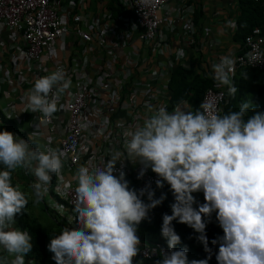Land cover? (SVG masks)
<instances>
[{"label": "built area", "instance_id": "1", "mask_svg": "<svg viewBox=\"0 0 264 264\" xmlns=\"http://www.w3.org/2000/svg\"><path fill=\"white\" fill-rule=\"evenodd\" d=\"M170 1L145 5L142 0H116L112 11L109 6L90 10L85 0H76L75 6L62 0H0V30L7 32L0 42V131L24 139L32 149L52 147L64 153L61 173L52 174L41 201L55 223L77 226V170L85 166L93 171L115 151L125 152L126 131L142 126L152 114L149 109L172 112L179 105L191 111L189 97L171 102L169 86L176 68L211 80L199 110L212 105L220 116L229 94L227 86H217L212 65L228 56L235 61V74L240 69L264 72V0H249L261 9L263 22L251 27L238 50L228 55L209 29L195 32V6L177 0L179 6L170 7ZM179 49L184 55L177 59ZM58 68L71 81L59 96L58 111L51 118L31 112L27 94L35 80ZM19 169L34 196L30 185L36 177ZM121 169L130 189L139 192L147 185L155 193L159 177L149 168L139 179V163H117L114 175ZM139 248L132 264H156L162 252L170 251L161 241L140 240Z\"/></svg>", "mask_w": 264, "mask_h": 264}, {"label": "clouds", "instance_id": "2", "mask_svg": "<svg viewBox=\"0 0 264 264\" xmlns=\"http://www.w3.org/2000/svg\"><path fill=\"white\" fill-rule=\"evenodd\" d=\"M151 0H142L147 5ZM234 27V21L227 22ZM184 55L177 50V59ZM217 86L224 85L235 96V61L224 56L212 65ZM71 81L63 69L35 80L27 94V108L51 118L58 111L61 93ZM192 106V104H191ZM204 111H186L179 105L172 112L166 107L152 111L142 126L125 133V152L115 151L102 167L90 171L82 166L73 179L77 182L73 211L77 226L64 228L50 240L48 250L55 264H132L140 251L137 226L150 209L161 204L147 185L137 192L129 188L125 172L114 175L117 163H139L141 170L151 169L174 196L171 215L162 216L161 235L168 253H161L156 264H207V260H188L187 249L176 250L180 237L173 220L199 233L196 239L210 252L203 217L216 213L223 230L217 264H264V112L245 119L250 107L244 101L240 110L220 116L212 105ZM11 118V117H8ZM64 153L52 147L32 149L27 141L0 131V248L10 257L0 264H25L32 251L28 231L14 228L15 217L28 204L25 193L11 183V172L19 167L36 177L30 185L34 203L39 204L48 191L52 174H60ZM203 192L204 203H196L192 193ZM147 195L149 203L141 199ZM63 212V205H57ZM216 244L217 240H212ZM14 256V258H13ZM13 258V259H12ZM28 264H35L29 261Z\"/></svg>", "mask_w": 264, "mask_h": 264}, {"label": "trees", "instance_id": "3", "mask_svg": "<svg viewBox=\"0 0 264 264\" xmlns=\"http://www.w3.org/2000/svg\"><path fill=\"white\" fill-rule=\"evenodd\" d=\"M241 4L246 12V17L241 18V23H245L248 29L260 25L262 23V14L259 6L249 0H244ZM112 6H118L116 0H112L109 6L113 11ZM245 32L237 36L236 40L242 39ZM211 84V80L203 74L197 75L191 71L176 68L171 75V83L169 86L172 94L171 102L174 104L189 97L191 99L192 110L195 112L199 110V101L203 91L210 87ZM233 84L237 89L236 95H228L226 97L221 116L230 112L239 111L244 101L250 104L245 119L254 115L255 112H264V72L252 69H240L235 74ZM4 169L5 166L0 164V170ZM149 170L151 171L150 168ZM14 174L15 170L11 172V183L15 187ZM154 194V199L163 197V200L161 204L148 211L146 219L137 226V235L145 243L161 241L167 244L166 239L161 235L162 216L164 214L171 215V205L174 203V196L170 190V186L166 182H163V187L156 188ZM192 195L196 201L193 205L194 208L204 203L202 191L194 192ZM142 200L145 204L149 203L147 196L143 197ZM15 220L16 223L13 227L28 231L31 236L32 251L25 257V264H28L29 261H35V264H47L53 254L48 250L47 245L50 242L42 229L33 225L24 210L15 217ZM203 220L206 225L205 235L209 241L208 247L210 252H205L204 246L196 239L199 233L195 232L186 224L179 223L177 220L172 221L174 230L180 237V243L175 246V249L186 248L189 261L206 259L207 264H217L216 255L218 254L220 246L219 238L223 236V230L216 220L215 212L210 216L203 217ZM212 240H217V243L212 244ZM9 257L11 256L0 248V260L7 259L8 261Z\"/></svg>", "mask_w": 264, "mask_h": 264}, {"label": "crops", "instance_id": "4", "mask_svg": "<svg viewBox=\"0 0 264 264\" xmlns=\"http://www.w3.org/2000/svg\"><path fill=\"white\" fill-rule=\"evenodd\" d=\"M112 0H85L88 9L92 10L97 6H110ZM190 4L195 6L193 15V24L195 32L201 34L203 29H209L211 36L219 40L220 47L224 54H232L238 50L241 39H237L248 29L245 23H241V18L246 17V12L241 6L244 0H188ZM73 3L76 0H62V4ZM167 6H179L177 0L170 1ZM234 21V27H228L227 22ZM263 22V20H262ZM247 28V29H246ZM245 32V34H246ZM7 32L0 30V42H4ZM199 63L198 61H196ZM200 64V63H199ZM21 177H24L21 174ZM14 178V177H13ZM16 179L14 178V181ZM10 257L8 261L10 262Z\"/></svg>", "mask_w": 264, "mask_h": 264}, {"label": "rangeland", "instance_id": "5", "mask_svg": "<svg viewBox=\"0 0 264 264\" xmlns=\"http://www.w3.org/2000/svg\"><path fill=\"white\" fill-rule=\"evenodd\" d=\"M191 111H193L192 106ZM14 178L16 179L15 187H18L22 192H24L28 200V204L26 205L24 211L27 213L33 225L42 229L49 242L52 238L59 235L64 228H73V225L70 224L67 226L65 224L61 225L55 223L52 218L48 217L41 202L39 204L34 203L35 197L32 195L29 187L26 185V180L21 177L20 169H15ZM47 264H55V261L52 259V257Z\"/></svg>", "mask_w": 264, "mask_h": 264}]
</instances>
